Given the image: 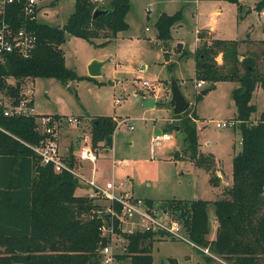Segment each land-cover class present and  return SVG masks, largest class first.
Instances as JSON below:
<instances>
[{
  "label": "trees",
  "instance_id": "16d2710c",
  "mask_svg": "<svg viewBox=\"0 0 264 264\" xmlns=\"http://www.w3.org/2000/svg\"><path fill=\"white\" fill-rule=\"evenodd\" d=\"M237 4L240 0H228ZM130 0H74V10L62 25L34 21L31 28L37 35L32 54L22 57L14 52L0 61V90L14 102L22 96L26 78L52 77L67 83L70 79L94 78L79 75L65 62L61 44L66 34L83 37L91 42L103 37L99 44L110 40L128 27L126 14ZM264 0L254 6L260 10ZM96 8L107 9L92 17ZM10 20L19 24L16 5L8 7ZM181 10L172 14L161 12L155 20L157 37L170 38L171 26L181 18ZM194 56L197 79L210 82L209 90L219 80H235L232 89L237 112L235 119L241 131V148L233 156L232 182L213 201L218 221L216 235L210 241L209 201L202 198L170 197L162 207L182 219L186 233L197 245H204L225 255H235L236 264H264V112L252 122L256 105L251 102L257 85L264 93V73L255 58H240L236 39L208 38L198 34ZM221 53L222 62L216 56ZM242 69V71H241ZM15 83L8 82V78ZM28 104L33 105L30 99ZM174 114L179 118L177 131H182L185 151L198 166L210 172L211 183L218 185L214 173L213 154L199 151V136L194 125V110ZM116 121L113 116L99 114L91 118V142L94 148L112 146ZM173 125H167L172 129ZM42 135L35 129L34 115H5L0 105V264H99V249L108 238L101 234V217L92 210L97 207L87 196L76 194L79 185L69 171H54L51 164H42L31 145ZM69 163L75 159L70 153ZM263 195V197H261ZM90 213H93L90 216ZM162 231L122 232L126 238L118 259L130 258V264H153L152 242ZM208 259V257L206 258Z\"/></svg>",
  "mask_w": 264,
  "mask_h": 264
},
{
  "label": "rangeland",
  "instance_id": "374dc122",
  "mask_svg": "<svg viewBox=\"0 0 264 264\" xmlns=\"http://www.w3.org/2000/svg\"><path fill=\"white\" fill-rule=\"evenodd\" d=\"M39 2V20L51 25L63 24L74 10V0ZM98 3L106 4L107 0H98ZM130 3V10L126 14L128 27L120 30L112 41L99 44L103 37H96L91 42L80 36L66 34L62 47L67 65L79 75H88V66L85 68L88 58L102 60L104 64L100 75L91 79H70L67 83L52 77H35L32 85L30 78H26L22 81V90L30 88L38 113L75 115L86 121L85 126H63L61 137L73 136V141L75 138L80 140L83 132L91 133L90 118L95 115H114L115 121L125 119L113 134L112 147L107 146V150L103 148L101 151L98 149L106 159L105 164L110 168L112 159H124L123 164H116L114 168L117 178L131 175L135 186L134 194L155 198V206L161 210V197L174 195L186 199L208 200L210 232L207 238L210 241L215 237L218 226L213 201L220 198L222 190L230 184L221 190V184L211 183L210 172L189 158L182 142L184 134L174 128L178 125L179 118L175 117L169 105L170 79L174 77L177 80L181 91L190 101L189 113L194 110L193 120L199 136V151L212 153L214 167L219 168L224 184L231 181L232 159L241 148V131L238 122L234 126H217L216 122L235 120L237 108L232 89L238 82L221 80L202 94L201 91L210 82L206 80L201 87L195 85L197 78L194 74L193 53L185 56L180 45L193 51L196 28H209L212 25L211 10L218 7L221 12L213 23L215 35L234 37L237 40L245 37L250 20L255 17V14H251L255 4L252 7L246 0H240L242 8L238 11L237 4L228 0H198V3L195 0H130ZM162 10L169 14L181 10L182 14L170 28V38L165 40V50L162 48L163 40L157 37L154 23ZM262 18L264 19V13ZM146 26L149 28L146 29ZM207 32L204 31L208 34ZM251 34L264 36L261 27ZM251 41L239 44V53L255 58L259 71L264 73V43L259 40ZM216 60L218 63L222 62L219 54ZM143 79L156 82L150 87H144L141 84ZM7 80L15 83L12 77ZM0 97L9 101L3 90H0ZM116 97L121 100L116 102ZM149 98L155 99L153 106L145 103ZM251 102L256 105V110L251 114L250 120L255 122L264 112V93L259 85L253 92ZM169 124L173 125L172 129H167ZM157 130L171 132L172 138L153 148L151 137ZM214 173L217 175L216 169ZM79 186L80 183L77 193H85L86 189ZM167 215L168 212L165 214L162 211L159 214L161 218ZM156 236L152 243L153 264H174L171 258L177 259V264H202L207 261L206 257L207 264H236L235 255L218 253L209 244L198 245V249L205 255L203 256L186 240L161 234ZM116 249L119 250V247ZM120 253L123 252L118 254ZM186 253L191 254L190 258L185 257ZM125 258L118 259V264H129L130 258Z\"/></svg>",
  "mask_w": 264,
  "mask_h": 264
},
{
  "label": "built area",
  "instance_id": "2783aa9c",
  "mask_svg": "<svg viewBox=\"0 0 264 264\" xmlns=\"http://www.w3.org/2000/svg\"><path fill=\"white\" fill-rule=\"evenodd\" d=\"M11 5L17 6L19 24L10 20L8 7ZM40 11L41 4L39 0H0V61H3L9 52L17 53L22 57L32 54L37 45V35L31 28V24L34 21H40ZM155 82L156 80L143 79L141 84L144 87H150ZM205 82L206 80L204 79H197L195 85L201 87ZM21 93L22 96L17 102H14L9 96L8 102L0 97L3 113L5 115H34L35 129L42 135V138L38 143L31 145V147L40 162L42 164H51L56 172L69 171L79 183L88 186L89 190L84 195L97 205L92 211H95L98 213L97 216L101 217L99 229L101 234L108 238L107 243L102 245L98 251L99 264H118L116 254L124 252L126 248V238L122 235V232L139 230L162 231L164 236L186 240L198 247L197 244L189 239L184 224L180 219L166 208L162 207L161 210L154 204L148 203L143 197L134 195L126 187V180L110 179L101 183L96 179L93 172L91 175H86L78 168L76 162L73 164L69 163L68 155L64 154L60 149L58 140L60 129L63 126H85L86 121L75 115L38 113L33 105L27 103L30 100L28 94L22 91ZM120 100V97L115 98L116 102ZM123 121L125 119H116L113 134ZM236 123L237 120L235 119L217 121L216 125L234 126ZM171 138V132L160 130V132L154 133L151 137L152 147L155 148L163 141ZM103 148L106 149L105 146L94 148L91 142V133L85 132L80 138L76 158L80 161H90L92 168L95 169L99 151ZM119 163L123 164L124 159H112V165ZM161 211L165 214L168 212V215L165 218H161L159 216ZM92 215L93 213H90V216ZM117 247H119V250L116 249Z\"/></svg>",
  "mask_w": 264,
  "mask_h": 264
},
{
  "label": "crops",
  "instance_id": "0c3cea01",
  "mask_svg": "<svg viewBox=\"0 0 264 264\" xmlns=\"http://www.w3.org/2000/svg\"><path fill=\"white\" fill-rule=\"evenodd\" d=\"M196 1V0H195ZM257 0H252L251 2H249V0H246V3H251V5H252V7L254 6V4H255V2H256ZM197 3H198V0L196 1ZM242 3V2H241ZM164 10H162L161 12H163ZM160 12V13H161ZM164 12H166V11H164ZM221 12V10H220V8L218 7V8H214V9H212L211 10V23H212V25H210V27L209 28H196V37H195V44H194V49H193V51H189L187 48H185V47H183L182 45H180L181 47H182V49H183V52H184V55L185 56H187L188 55V53H193L194 52V50H195V48H196V46H197V44H198V42H200V39H199V37H198V34H199V32L200 31H205L206 32V30L208 31L207 33L208 34H206L205 33V36L206 37H208V38H221V39H235L234 37H220V36H217V35H215V28H214V25H213V23H214V20L216 19V16L217 15H219V13ZM159 13V14H160ZM167 13V12H166ZM263 13H264V9H261V10H257V9H255L254 7H253V9H252V13L251 14H255V17H253V19H251L250 20V24H249V29L247 30V33H246V35H245V37H243V38H241V39H238V41H239V44H244V43H247L248 42V40L250 41V42H252L251 40H255V41H260V42H262V43H264V36H261V37H257V36H252V32L253 31H255V30H257L259 27H261L262 28V33H263V35H264V19L262 18V15H263ZM158 14V15H159ZM158 15L156 16V19H157V17H158ZM240 15V14H239ZM155 19V20H156ZM155 23V22H154ZM179 24V23H178ZM62 25V24H61ZM149 27L148 26H146V29H148ZM122 31V30H121ZM120 31H118L117 33H116V35L114 36V37H112L110 40H107V42H109V41H112L113 39H115L116 38V36L118 35V33H119ZM157 33V32H156ZM104 40V38L103 39H101L100 41H99V43L100 42H102ZM236 40H237V38H236ZM66 41V38H65V40H64V42ZM63 42V43H64ZM164 43L162 44V48L165 50L166 49V43H165V41H163ZM62 43V44H63ZM106 43V42H105ZM62 44H61V47H62ZM238 44V45H239ZM63 48V47H62ZM64 50V49H63ZM186 52V53H185ZM64 55H65V62H66V54L64 53ZM219 55L221 56V59H222V55H221V53H219ZM244 56V54H242V53H240V58H242ZM92 59V57H90V58H88V60H87V63L90 61ZM87 63H86V65H85V68H87L86 66H88L87 65ZM67 64V63H66ZM104 64V63H103ZM102 67V66H101ZM89 75V74H88ZM29 78V77H28ZM31 81H30V83H31V85L33 84V79H30ZM118 81V79H116V81L115 82H117ZM219 81H221V80H219ZM219 81H217V82H219ZM217 82H215V84L217 83ZM32 87V86H31ZM256 88H257V86H256ZM30 89V88H29ZM29 89H24V90H22V92H25V93H27L28 94V96L30 97V99H32L33 100V98H32V92H30L29 91ZM262 89V88H261ZM149 99H151V98H149ZM148 100V99H147ZM146 100V101H147ZM154 103H155V101H154ZM148 105H150V104H148ZM33 106H34V101H33ZM151 106H153V105H151ZM34 109H35V106H34ZM35 111H36V109H35ZM37 112V111H36ZM46 113H51V112H46ZM53 113H56V112H53ZM57 114H59V113H57ZM113 117L114 118H116L114 115H113ZM69 127V126H68ZM64 127H62L61 128V130H60V133H59V145H60V149H61V151L64 153V154H66V155H69L70 153L73 155V157L75 158V162H76V164L78 165V168L81 170V171H83L86 175H91L92 174V172H93V174H94V176L96 177V179L99 181V182H101V183H103L104 181H107V180H110V179H115V180H119V179H124V180H126V187L127 188H129L133 193H135V186H134V183H132V176L131 175H128V177H124V178H117V176L115 175L116 173H115V169L114 168H116V166L117 165H112L110 168L108 167V165H106L105 164V161H106V159L104 158V156L102 155V153L101 152H99V154H98V157H97V159H96V162H95V169H93L92 168V163L90 162V161H88V160H85V161H80V160H78L76 157H77V149H78V146H79V142H80V140H78L77 141V139L75 138V142L73 141V136H71V137H69V138H65V137H61V133H62V129H63ZM85 132H83L82 134H80V138H81V136H83V134H84ZM114 136V135H113ZM76 141L78 142L76 145H75V143H76ZM200 143V142H199ZM112 145H113V142H112ZM112 147V146H111ZM107 148L108 147H106V150H107ZM126 162V161H125ZM111 163H112V161H111ZM216 169V171H217V176L219 177V185H220V187H221V190L223 189V187H225V185H228V184H231V182H232V180L231 181H228L227 183H225L224 184V182H223V178H222V174L219 172V168H215ZM79 187H81L82 189H86V192L89 190V188H88V186H86V185H84V184H82V183H80V186ZM78 188V187H77ZM77 188H76V190H75V193L76 194H78L77 193ZM85 192V193H86ZM85 193H82L83 195L85 194ZM135 195V194H134ZM137 196V195H136ZM139 197H143L144 199H146V201L148 202V203H150V204H154L155 205V203H156V200H155V198H152V197H150V196H147V195H145V194H139ZM170 197H176V196H174V195H172V196H167V197H161V199H160V201H162L163 199H167V198H170ZM176 198H182V197H176ZM160 204H161V202H160ZM163 237V236H162ZM163 239V238H162ZM153 243V242H152ZM194 246V245H193ZM197 250H198V252L199 253H201L203 256H205L204 255V253H202L199 249V247H197V246H194ZM199 248V249H198ZM151 254H152V246H151ZM190 256H191V254L190 253H186L185 254V257L186 258H190ZM152 257H153V255H152ZM207 258V257H206ZM125 259H127L128 260V258L126 257ZM122 260V259H121ZM171 260L173 261V263L174 264H177V259H173V258H171ZM120 261V260H119ZM206 262H208V259H207V261ZM205 261L202 263V264H207ZM130 264V263H129Z\"/></svg>",
  "mask_w": 264,
  "mask_h": 264
},
{
  "label": "water",
  "instance_id": "95a60500",
  "mask_svg": "<svg viewBox=\"0 0 264 264\" xmlns=\"http://www.w3.org/2000/svg\"><path fill=\"white\" fill-rule=\"evenodd\" d=\"M107 9L103 8H96L93 11L92 17H96L98 14L105 12ZM104 61L98 59H91L88 64V74L90 76H98L101 73V66L103 65ZM209 89L205 88L201 91L202 94L206 93ZM170 99L169 105L172 108L174 114H179L184 112L190 105V101L185 97L184 93L181 91L180 86L177 80L172 77L170 79ZM154 98L148 99L145 101L146 104L154 105ZM178 129V125L174 127ZM160 132V130H157ZM263 197V195H261Z\"/></svg>",
  "mask_w": 264,
  "mask_h": 264
}]
</instances>
